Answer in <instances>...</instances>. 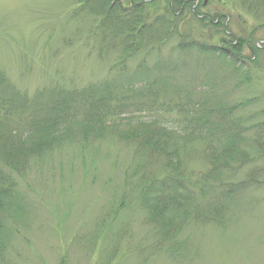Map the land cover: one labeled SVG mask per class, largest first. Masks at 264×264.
<instances>
[{
  "label": "rangeland",
  "instance_id": "obj_1",
  "mask_svg": "<svg viewBox=\"0 0 264 264\" xmlns=\"http://www.w3.org/2000/svg\"><path fill=\"white\" fill-rule=\"evenodd\" d=\"M170 1L147 7L150 19L167 13ZM83 2L0 0V76L14 90L29 101L54 91L112 90L127 107L109 116L101 130L76 118L47 139L46 149L27 151L25 168L12 174L17 186L0 212V264H264V176L256 177L258 184L233 189L216 219L206 220L208 203L224 189L192 187L180 189L190 196L185 203L180 196V211L168 210L156 221L152 211L161 189L148 185L168 173L158 153L138 150L147 125L165 127L174 138L198 131L192 119L203 109L224 113L239 106L233 120L245 118L246 126L264 112V3L182 0L188 5L180 33L206 45L219 46L226 35L242 41V56L250 60L241 66L201 52L200 45L179 51L178 38L161 53L147 50L128 58L111 30L105 42L97 36L107 9ZM181 7L176 5V13ZM193 7L207 25L188 15ZM24 117L6 123L0 147L16 141L12 131L23 135ZM238 147L247 170L252 165L242 155L261 158L249 134ZM201 153L196 144L179 155L193 181L208 170Z\"/></svg>",
  "mask_w": 264,
  "mask_h": 264
},
{
  "label": "trees",
  "instance_id": "obj_2",
  "mask_svg": "<svg viewBox=\"0 0 264 264\" xmlns=\"http://www.w3.org/2000/svg\"><path fill=\"white\" fill-rule=\"evenodd\" d=\"M155 1L84 0L83 3L86 7L91 6L90 2L97 3L98 8L107 9L98 25L97 36L99 34L102 37V42H105V34L111 30L114 37L122 39L123 46L121 45V47L128 58L147 50L161 53L160 49L167 46L173 39L178 38L179 48L177 50L179 49V51L184 49L183 47L197 50L200 45L198 49H201V52L219 53L224 58L226 57L241 66L250 60L242 56L243 42L232 38L228 40L226 39L228 35L225 39L222 38L219 46L200 44L183 36L180 33L181 19L188 2L172 0L168 4L167 13L150 19L145 9ZM255 1L258 2V5L264 3V0ZM245 3H248L247 0ZM176 5L182 6L180 12L176 13ZM188 13L199 23L208 24L206 18L197 15L196 7L190 9ZM261 49L263 50V48ZM89 92V94L75 95L54 91L48 95L37 94L32 101H29L26 95L18 93L0 76V138L5 136L6 123L14 118L22 120L25 112H27L25 117H28V128L23 135L19 137L12 131L9 136H14L16 141L8 139L11 143L0 147V212L7 206L6 202L12 197L17 186L12 174L20 173L25 168L26 160L23 157L27 151L32 150L34 153L36 150L46 149L49 145L47 139L53 137L61 126L76 120V118L82 119L84 124L94 130H101L109 116L123 114V110L127 108L124 104L125 98L115 96L112 90H107L101 95H97L95 90L89 89ZM238 109L239 106H236L229 108L224 113L203 109L201 115L192 119L193 125L198 128V131L185 134L177 133L174 138L168 136L165 127L146 126V137L139 143L138 150L145 153H158V156L163 159V168L168 173L162 181H153L148 185V189H161L157 193L152 211L156 221H163L168 210L180 211L182 209L180 196H183L184 203L190 200L189 195H181L182 190L180 189H192V187L205 189L208 187L213 192L215 189H224L219 194H217L218 192L213 194L208 203L209 214L205 215V218L213 220L220 216L225 200L229 197L228 194L232 196L234 193L233 189L260 183L256 177L264 176V167L259 168L257 164L258 160H262L264 163V147H260L262 144L259 143L261 139H264V112H259L256 117L250 118L253 123L246 126L245 118L242 122L233 120ZM195 111H191V114H196ZM219 114H222L221 117ZM246 134L252 136L256 147L261 150L259 159L242 155L252 165V167H248V170L245 168V165L248 164L247 160L238 157L239 154H237L239 141H242ZM28 144L33 148H30ZM196 144L201 147V154L208 170L199 175L198 180L193 181L191 176L188 177L185 174L179 155L183 148L193 147ZM244 171L243 180L237 182V175L241 172L243 174ZM164 189H172L173 192L167 195L164 193L166 191ZM199 208L201 209L200 205H197V209ZM2 230L0 221V241Z\"/></svg>",
  "mask_w": 264,
  "mask_h": 264
},
{
  "label": "flooded vegetation",
  "instance_id": "obj_3",
  "mask_svg": "<svg viewBox=\"0 0 264 264\" xmlns=\"http://www.w3.org/2000/svg\"><path fill=\"white\" fill-rule=\"evenodd\" d=\"M144 1H145V0H144ZM195 3H196V5H197V4H198V1H196Z\"/></svg>",
  "mask_w": 264,
  "mask_h": 264
},
{
  "label": "water",
  "instance_id": "obj_4",
  "mask_svg": "<svg viewBox=\"0 0 264 264\" xmlns=\"http://www.w3.org/2000/svg\"><path fill=\"white\" fill-rule=\"evenodd\" d=\"M207 1H205V4H206Z\"/></svg>",
  "mask_w": 264,
  "mask_h": 264
}]
</instances>
